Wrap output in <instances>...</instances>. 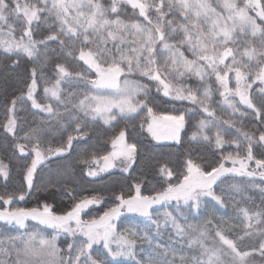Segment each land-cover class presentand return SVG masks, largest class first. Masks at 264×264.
<instances>
[{
    "label": "snow or ice",
    "instance_id": "1",
    "mask_svg": "<svg viewBox=\"0 0 264 264\" xmlns=\"http://www.w3.org/2000/svg\"><path fill=\"white\" fill-rule=\"evenodd\" d=\"M123 6L131 7L133 18L120 17ZM41 26L48 31L38 38ZM52 44L66 62L55 64V79L49 85L43 69L50 53L57 52ZM0 57L9 72L22 62L31 64L25 66L24 89L11 99L6 120L0 124L11 136L14 152L30 159L24 176L27 192L0 195L4 205L25 200L34 187L38 165L48 155L70 151L74 141H86L90 126L97 121L111 127L146 111L144 123L153 140L182 145L185 114L155 113L149 106L150 88L134 78L137 76L153 82L165 97L198 105L210 118L195 125L189 137L192 150L202 144H214L217 149L228 144L237 149L222 155L211 170L202 169L190 150L183 161L186 174L179 183H169L155 195H144L138 180L132 186L134 194L117 195L116 206L98 219L81 218L90 205L102 202L95 196L80 200L62 215L48 204L42 208H5L0 211V221L25 231L0 240V264H122V259L131 264H264V201L252 208L234 204L238 222L231 224L212 219L203 224H181L172 212H165L164 224L170 223L177 237L186 238L191 250L185 253L181 249L179 260L178 250L172 247L155 255H140L138 242L151 246L152 237L134 225L122 230L117 227L120 217L129 213L151 222L159 234L161 225L153 219L155 205L176 201L198 211L202 198H211L224 206L223 194L218 195L213 187L220 177L234 174L264 181V0H110L108 6L102 0H0ZM70 61L86 67L72 69ZM193 77L199 80L200 88L186 84ZM41 81L43 95L38 96ZM81 85L87 88L82 96L76 91ZM214 91L232 116L251 115L257 121L255 131H245L243 123L231 117L218 116L209 106ZM27 102L46 117L18 137L22 128L16 114L18 104ZM49 118L56 119L58 128L72 129L66 142L55 148L42 147L43 125ZM228 129H235L231 139L223 134ZM111 145L113 151L106 155L92 154L81 161L88 167V176L97 177L115 168L116 161L122 172L136 163L138 147L127 141L125 130L111 139ZM100 161L103 166H99ZM226 162L232 166L226 167ZM252 163L255 167L250 170ZM160 174L169 179L173 176L167 166L160 168ZM9 175L8 166L0 161V177L7 181ZM260 191L264 193V188ZM28 220L52 232L28 231ZM62 234L71 238L64 242L65 247L58 244ZM97 245L103 251L94 247Z\"/></svg>",
    "mask_w": 264,
    "mask_h": 264
},
{
    "label": "trees",
    "instance_id": "2",
    "mask_svg": "<svg viewBox=\"0 0 264 264\" xmlns=\"http://www.w3.org/2000/svg\"><path fill=\"white\" fill-rule=\"evenodd\" d=\"M102 2L105 6L110 4V0H102ZM133 16L134 12L130 6L122 7L120 11L122 19L129 20ZM47 31L46 27L41 26L37 37L39 38L41 35L46 34ZM109 46L111 47V45ZM50 47L57 48V45L52 44ZM58 62L65 63L66 61L64 56L59 54L57 48L56 53H50L46 67L43 69L44 78L49 85L54 82L56 75L55 64ZM68 63L75 70L86 67L83 66L82 62L78 61H70ZM25 66L30 67V62H22L21 67L14 72H9L5 68L3 57H0V124L6 120V107L10 104L11 99L19 96L21 90L24 89V82L27 79ZM134 78L139 80L140 83L149 86V106L153 108L155 113L165 115L185 114L186 126L181 133L182 145H176L174 142H154L146 131L147 124L144 123L148 119L146 111L142 112L134 120H121L111 127L97 121L90 126L89 138L86 141H74L70 151L60 157L45 161L37 168L34 174V187L26 195L25 200H14L10 205H4L0 202V210L16 207L42 208L44 204H48L56 214L62 215L71 210L80 200L95 196L100 198L102 202L89 206L81 214V218L84 220L98 219L110 207L116 206L118 203L116 200L117 195L123 194L127 197L129 194H134L135 190L132 186L138 180L142 182L141 192L144 195H155L157 192L163 191L169 183H179L186 174L183 161L190 150L192 158L204 170H211V167L218 165L222 155L237 151L234 145L228 144L223 149H217L214 144H202L192 150L189 137L192 131L195 130L197 122L201 119H206V115L200 111L199 106L193 105L188 101L167 98L161 91L158 92L156 90L153 82L138 76ZM186 84L194 89L201 87L200 82L193 78L187 80ZM43 86L44 83L41 81L37 92L38 96L43 95ZM215 87L216 85L213 84L214 89ZM76 91L82 96L87 91V88L81 85ZM221 100L222 98L214 91L209 101V106L216 110L218 116L223 119L231 117L238 124L242 122L245 131H255L257 121L251 115L246 117H240L239 114L232 116L231 113L222 107ZM238 106L242 111L250 112L243 105ZM16 114L22 125V128L17 131L18 137H22L30 126L36 127L40 125L41 121L46 117V114L39 113L38 110L33 109L31 102L18 104ZM142 123L144 124L143 128H141ZM43 127L45 129L42 134L43 148L60 146L66 142L67 134L72 131L71 128L67 130L58 128L55 118H49ZM120 130L126 131V139L129 143L137 144L136 163L128 172H122V165H117L115 170H111L97 178L88 177L86 174L87 166L81 161L89 159L92 154L103 156L110 152L111 139L118 135ZM234 133L235 129H228L223 134L226 139H231ZM11 144V136L5 134L3 129L0 128V161L8 166L10 173L7 181L0 177V195H18L21 190L27 192L24 176L27 166L30 165V159L21 157L19 153L14 152ZM256 154L259 158V150H256ZM241 155H243L242 150ZM162 166H167L172 170L173 176L170 179L160 174ZM225 166L231 167L232 164L231 162H226ZM251 168H253V163L250 165V170ZM233 185L238 186L239 190ZM213 187L218 195L223 194L224 206H221L211 198H202V204L198 211L196 209L189 210L188 206L184 205L183 202L177 205L176 201L154 207L156 211L153 212V219L158 220L161 225L158 230L159 234H157L156 226L151 224V222L143 217L129 213H125L120 217V220L117 221V227L122 230L124 227L134 225L141 233L146 231L152 237L151 246L147 243L138 242L137 249L140 255L147 256L149 252H153L155 255L156 252H163L165 247H172L178 250L177 260H179L181 249L185 253H189L191 250L187 248L186 238L177 237L170 223L168 225L164 224L165 212H172L181 224H203L207 219H212L214 223L223 220L231 224L238 222L237 209L233 206L234 204L239 202L240 206L252 208L264 201V193L260 191L261 188H264V181H261L259 177L251 179L234 174H226L220 177ZM26 224L28 225V231L43 230L44 235L52 232L51 229L44 230L43 226L38 225L34 221H26ZM24 231V229L18 230L16 226L0 221V240H6L7 237L19 235ZM70 239L62 234L58 238V244L61 247H65L64 242ZM157 245L160 246L158 249L156 248ZM94 247L103 251L99 245ZM141 248L143 251H140ZM154 249L155 252L153 251ZM158 258L162 259L163 257ZM122 264H131V262L122 259Z\"/></svg>",
    "mask_w": 264,
    "mask_h": 264
},
{
    "label": "rangeland",
    "instance_id": "3",
    "mask_svg": "<svg viewBox=\"0 0 264 264\" xmlns=\"http://www.w3.org/2000/svg\"><path fill=\"white\" fill-rule=\"evenodd\" d=\"M213 2L215 3V2H217V0H213ZM193 79H195V80H197V81H199L197 78H195V77H193ZM162 92V91H161ZM163 94V93H162ZM167 98H169V97H167ZM190 103V102H189ZM221 105H222V107L226 110V111H228L229 113H231V109H227V106L226 105H223L222 104V100H221ZM244 107V106H243ZM245 108V107H244ZM205 114V113H204ZM206 115V114H205ZM206 119H210L209 117H207V115H206ZM99 122H101V121H99ZM102 123V122H101ZM103 124V123H102ZM147 128V127H146ZM213 132H214V130H213ZM149 134V133H148ZM150 135V134H149ZM151 137V136H150ZM152 138V137H151ZM154 142H156L155 140H153ZM168 142H170V141H161V142H159V143H168ZM158 143V142H157ZM111 151H113V148H112V145H111ZM110 151V152H111ZM65 154V153H64ZM64 154H62V155H64ZM46 155H47V153H46ZM62 155H48V157H47V159H45L44 161H43V163L45 162V161H47V160H49V159H51V158H55V157H60V156H62ZM42 163V164H43ZM103 161H100V165L99 166H103ZM116 164L117 165H121L120 164V162L119 161H116ZM41 165V164H40ZM40 165H38V167L40 166ZM237 167H239V165H236ZM37 167V168H38ZM95 167H97V165H93V168H95ZM255 167V165H254V163H253V168ZM116 169V167L115 168H113V169H110L109 171H111V170H115ZM109 171H107V172H109ZM87 172H88V167H87V171H86V174H87ZM107 172H102V173H100V175L99 176H101V175H103V174H105V173H107ZM88 176V175H87ZM99 176H97V177H99ZM88 177H90V176H88ZM97 177H90V178H97ZM91 206V205H90ZM157 206H159V205H155L154 207H157ZM0 211H2V210H0ZM28 221H32V220H28ZM2 222H4V221H2ZM34 222H36V221H34ZM73 226H75L74 224H73Z\"/></svg>",
    "mask_w": 264,
    "mask_h": 264
}]
</instances>
